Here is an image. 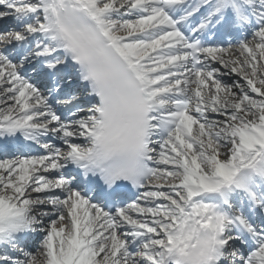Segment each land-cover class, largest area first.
<instances>
[{
    "label": "snow or ice",
    "instance_id": "snow-or-ice-1",
    "mask_svg": "<svg viewBox=\"0 0 264 264\" xmlns=\"http://www.w3.org/2000/svg\"><path fill=\"white\" fill-rule=\"evenodd\" d=\"M0 264H264V0H0Z\"/></svg>",
    "mask_w": 264,
    "mask_h": 264
},
{
    "label": "bare ground",
    "instance_id": "bare-ground-1",
    "mask_svg": "<svg viewBox=\"0 0 264 264\" xmlns=\"http://www.w3.org/2000/svg\"><path fill=\"white\" fill-rule=\"evenodd\" d=\"M224 79H225L226 82L231 83L233 78H231V77H224Z\"/></svg>",
    "mask_w": 264,
    "mask_h": 264
}]
</instances>
